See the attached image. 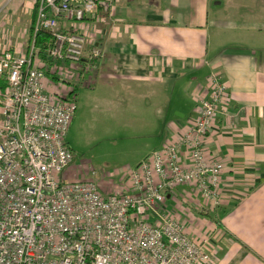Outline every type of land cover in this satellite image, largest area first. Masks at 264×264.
I'll return each instance as SVG.
<instances>
[{
  "label": "crops",
  "instance_id": "0c3cea01",
  "mask_svg": "<svg viewBox=\"0 0 264 264\" xmlns=\"http://www.w3.org/2000/svg\"><path fill=\"white\" fill-rule=\"evenodd\" d=\"M36 6L0 0V51L24 54L34 42L40 48ZM60 22L102 54L83 58L79 68L40 54V66L88 72L92 84L121 98L126 124L152 141L147 156L180 136L209 94L210 74H222L228 93L206 137L207 157L223 165L221 205L213 207L192 184L175 188L168 204L182 210L174 217L182 223L198 218L187 233L210 238L215 264H264V0H112L108 11ZM181 159L188 164L184 152Z\"/></svg>",
  "mask_w": 264,
  "mask_h": 264
},
{
  "label": "built area",
  "instance_id": "2783aa9c",
  "mask_svg": "<svg viewBox=\"0 0 264 264\" xmlns=\"http://www.w3.org/2000/svg\"><path fill=\"white\" fill-rule=\"evenodd\" d=\"M34 35L47 31L55 61L93 60L83 33L60 20L82 21L112 0H36ZM41 49L0 51V264H215L209 237L196 240L157 205L192 184L213 207L221 205L223 165L210 160L206 137L228 84L210 74L209 94L181 134L128 170L126 192L103 193L93 181H68L74 153L67 135L77 112L72 98H53ZM184 152L189 159H181ZM154 219H149V216Z\"/></svg>",
  "mask_w": 264,
  "mask_h": 264
},
{
  "label": "rangeland",
  "instance_id": "374dc122",
  "mask_svg": "<svg viewBox=\"0 0 264 264\" xmlns=\"http://www.w3.org/2000/svg\"><path fill=\"white\" fill-rule=\"evenodd\" d=\"M69 62L70 67H80L78 62ZM44 69L53 84L48 86L47 92L57 100L72 98L78 103L67 135L68 144L74 153L68 181L91 180L103 193L126 192L128 170L136 167L147 156L152 141L137 127L132 128L129 119V124H126L128 116L124 113L123 100L112 99V94L107 92L103 83L92 84L93 78L88 72H81L79 76V70L60 69L49 73L48 68ZM70 91L74 92L72 96ZM168 203L157 205V208L173 217L182 214L180 208L177 213L171 207L172 201ZM148 218L155 217L151 215ZM200 219L205 220L202 217ZM196 220L198 218L188 215L182 223L191 235Z\"/></svg>",
  "mask_w": 264,
  "mask_h": 264
},
{
  "label": "trees",
  "instance_id": "16d2710c",
  "mask_svg": "<svg viewBox=\"0 0 264 264\" xmlns=\"http://www.w3.org/2000/svg\"><path fill=\"white\" fill-rule=\"evenodd\" d=\"M37 44L41 48V54L44 57L48 56L47 49L52 45V38L47 31H41L38 33ZM73 92L71 93L72 96Z\"/></svg>",
  "mask_w": 264,
  "mask_h": 264
}]
</instances>
